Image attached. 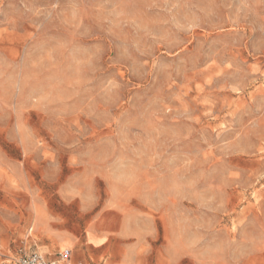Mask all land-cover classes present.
<instances>
[{
  "label": "rangeland",
  "instance_id": "rangeland-1",
  "mask_svg": "<svg viewBox=\"0 0 264 264\" xmlns=\"http://www.w3.org/2000/svg\"><path fill=\"white\" fill-rule=\"evenodd\" d=\"M63 250L264 264V0H0V264Z\"/></svg>",
  "mask_w": 264,
  "mask_h": 264
},
{
  "label": "built area",
  "instance_id": "built-area-1",
  "mask_svg": "<svg viewBox=\"0 0 264 264\" xmlns=\"http://www.w3.org/2000/svg\"><path fill=\"white\" fill-rule=\"evenodd\" d=\"M71 259V252L63 250L58 255V264H69ZM15 264H53L50 263L43 255L32 251L22 254L15 262Z\"/></svg>",
  "mask_w": 264,
  "mask_h": 264
},
{
  "label": "crops",
  "instance_id": "crops-1",
  "mask_svg": "<svg viewBox=\"0 0 264 264\" xmlns=\"http://www.w3.org/2000/svg\"><path fill=\"white\" fill-rule=\"evenodd\" d=\"M89 235L94 239V241H89L88 240ZM89 235L87 236V243L86 244L91 246V247H94L97 244H99L102 241V239L104 238L102 235H95V234H89ZM72 245L73 244L69 240H62V241L59 242V244H57V247L58 248L71 247ZM52 250H53L52 246H50V249L47 248V247H42V249H41V251L43 253H47V252L52 251ZM69 251L71 252V250H69ZM48 261L50 263H53V264H58V259H55V258L54 259H48ZM71 261H72V253H71V259H70L69 264H72ZM73 264H82V263L81 262H75Z\"/></svg>",
  "mask_w": 264,
  "mask_h": 264
}]
</instances>
